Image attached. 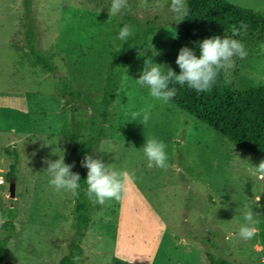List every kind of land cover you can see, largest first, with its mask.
<instances>
[{
    "label": "rangeland",
    "instance_id": "1",
    "mask_svg": "<svg viewBox=\"0 0 264 264\" xmlns=\"http://www.w3.org/2000/svg\"><path fill=\"white\" fill-rule=\"evenodd\" d=\"M228 1L264 10V0ZM170 3L132 0L135 19L124 23L132 35L124 42L117 39L120 12L109 15L111 0H33L29 23L22 0H0V236L12 209L9 264H59L74 243L78 264H210L206 250L229 264H264V179L252 175L261 159L136 83L145 59L163 66L182 22L169 11ZM27 30L79 97L62 96L54 76L30 60ZM242 43L248 55L240 59L237 89L264 83V28L246 32ZM121 47L129 63L112 101L113 118L101 123L104 78L111 53ZM133 113L141 115L133 120ZM92 116L94 134L104 127L105 136L90 155L127 170L130 179L120 201L95 203L99 208L89 210L91 220L79 238L77 202L92 200L82 177L86 168L74 149ZM147 136L166 144V169L147 166L142 151ZM12 148L14 177L7 174ZM63 156L80 175L76 193L56 191L49 183L45 161ZM245 205L257 221L249 240L237 234Z\"/></svg>",
    "mask_w": 264,
    "mask_h": 264
},
{
    "label": "trees",
    "instance_id": "2",
    "mask_svg": "<svg viewBox=\"0 0 264 264\" xmlns=\"http://www.w3.org/2000/svg\"><path fill=\"white\" fill-rule=\"evenodd\" d=\"M132 0H128L127 6L120 11L121 20L119 27L124 26L125 21H133L130 15ZM24 17L31 21L33 17V0H22ZM187 13L182 16V22L172 41L162 66V71L171 68L177 74L181 71L176 64L179 51L183 47L193 49L199 56V43L206 38L225 36L238 39L241 42L246 32L256 31L264 28V10H255L231 3L228 0H186ZM241 23L247 25L246 29L241 28ZM29 26V25H28ZM237 28L239 34L233 37L232 29ZM24 48L34 63L43 70L49 71L58 83V90L64 97H79L80 93L72 88L67 77L57 70L52 63L51 54L40 53L35 46L34 34L26 31ZM22 49V47H19ZM129 63V58L123 47L111 53V60L104 78L103 91L101 95V123L111 122L114 111L112 101L119 88L121 75ZM240 58L234 57V67L227 71L221 70L211 90L197 92L187 85L171 84L176 90L175 96L169 101L180 109L190 113L201 122L207 124L216 132L224 135L235 146L254 154L264 160V83L258 86H250L245 89L236 88L237 75L239 73ZM97 122L95 116L91 117L90 127L85 133V138L80 142L78 152L83 160L90 151L96 152L100 139L105 136L104 127H100L96 134L93 128ZM14 154V161L7 172L15 176L17 153L15 148L11 151ZM87 169L83 174L85 187ZM98 209L93 201L85 203L78 200L76 205L75 226L77 237L85 235L86 228L91 220L90 209ZM3 235L0 236V264H9L8 246L11 238L15 235L14 214L12 209L8 210V218L3 221ZM79 246L72 244L71 251L64 255L59 264H78L79 259H73L72 255ZM75 249V250H74ZM77 252V251H76ZM210 264H229L225 258L205 251ZM80 258V257H79Z\"/></svg>",
    "mask_w": 264,
    "mask_h": 264
},
{
    "label": "clouds",
    "instance_id": "3",
    "mask_svg": "<svg viewBox=\"0 0 264 264\" xmlns=\"http://www.w3.org/2000/svg\"><path fill=\"white\" fill-rule=\"evenodd\" d=\"M127 2L128 0H111V6L108 9L109 15L118 14L127 6ZM169 11L175 15H186V0H171ZM241 28L246 29L247 25L241 23ZM232 33L235 37L239 34V30L234 27ZM131 35V27L124 25L119 30L117 39L127 42ZM198 43L199 56L191 48L180 49L176 59V64L181 70L179 74L171 68H167L166 72L162 71L161 65L154 63L151 58H147L139 79H135L136 83L142 87L146 86L150 96L155 100L166 103L176 94L175 88L170 87L171 84L187 85L198 93L209 91L221 70L227 71L234 67V57L245 59L248 55L245 45L240 40L228 36L206 38ZM142 113L143 124L146 125L150 114L146 109L142 110ZM140 115L141 113H133V120ZM142 151L149 168H167L168 155L166 144L163 141L147 136ZM45 163L48 165L46 172L50 177L49 183L54 190L77 192L80 188V175L72 172L73 165L66 164L64 156L55 161L46 160ZM81 166L88 170L85 182L87 185L86 194L90 200L103 205L109 200L120 201L122 199L130 179V173L127 170L111 167L102 159L93 158L91 155L84 156ZM253 167L252 175L264 179V160ZM243 218L245 223L239 226L237 234L243 240L252 239L256 235L257 221L253 211L247 205L243 211Z\"/></svg>",
    "mask_w": 264,
    "mask_h": 264
},
{
    "label": "water",
    "instance_id": "4",
    "mask_svg": "<svg viewBox=\"0 0 264 264\" xmlns=\"http://www.w3.org/2000/svg\"><path fill=\"white\" fill-rule=\"evenodd\" d=\"M9 195L10 197H14L15 195V178L9 182Z\"/></svg>",
    "mask_w": 264,
    "mask_h": 264
},
{
    "label": "built area",
    "instance_id": "5",
    "mask_svg": "<svg viewBox=\"0 0 264 264\" xmlns=\"http://www.w3.org/2000/svg\"><path fill=\"white\" fill-rule=\"evenodd\" d=\"M0 182H2V179L0 180Z\"/></svg>",
    "mask_w": 264,
    "mask_h": 264
},
{
    "label": "crops",
    "instance_id": "6",
    "mask_svg": "<svg viewBox=\"0 0 264 264\" xmlns=\"http://www.w3.org/2000/svg\"><path fill=\"white\" fill-rule=\"evenodd\" d=\"M259 246V245H258Z\"/></svg>",
    "mask_w": 264,
    "mask_h": 264
}]
</instances>
